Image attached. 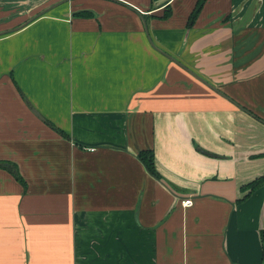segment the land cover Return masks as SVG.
Returning <instances> with one entry per match:
<instances>
[{"label": "crops", "instance_id": "0c3cea01", "mask_svg": "<svg viewBox=\"0 0 264 264\" xmlns=\"http://www.w3.org/2000/svg\"><path fill=\"white\" fill-rule=\"evenodd\" d=\"M196 2L0 0V264H264V0Z\"/></svg>", "mask_w": 264, "mask_h": 264}, {"label": "trees", "instance_id": "16d2710c", "mask_svg": "<svg viewBox=\"0 0 264 264\" xmlns=\"http://www.w3.org/2000/svg\"><path fill=\"white\" fill-rule=\"evenodd\" d=\"M206 0H197L196 5L192 11V13L190 14L189 18H188V27L191 26L198 13L200 12L204 2ZM168 15V12H166L164 14V17H166ZM153 152L151 150H146V151H141L138 154V158L139 160L142 162V164L145 166L146 170L148 171V173L152 176H154L155 178H158V174L155 170V166H154V158H153ZM4 168L6 170H8L10 173L15 174V171L13 170V168L9 165V164H5V163H0V168ZM264 184V173L262 174V176H260L259 178L255 179L254 181L250 182L249 184H247L244 188H242L243 190H250V192L255 191L258 187H260L261 185Z\"/></svg>", "mask_w": 264, "mask_h": 264}, {"label": "built area", "instance_id": "2783aa9c", "mask_svg": "<svg viewBox=\"0 0 264 264\" xmlns=\"http://www.w3.org/2000/svg\"><path fill=\"white\" fill-rule=\"evenodd\" d=\"M182 205H183L184 207H190V206L192 205V201H191L189 198L184 199V200L182 201Z\"/></svg>", "mask_w": 264, "mask_h": 264}]
</instances>
